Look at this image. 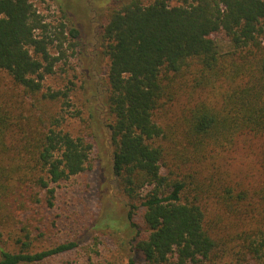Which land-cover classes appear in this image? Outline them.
Listing matches in <instances>:
<instances>
[{
	"label": "trees",
	"instance_id": "obj_1",
	"mask_svg": "<svg viewBox=\"0 0 264 264\" xmlns=\"http://www.w3.org/2000/svg\"><path fill=\"white\" fill-rule=\"evenodd\" d=\"M114 1L99 29L103 106L130 253L145 264H264V182L233 181L216 164L241 137L264 138V0ZM46 31L30 0H0V163L13 152L0 165V209L29 183L51 207L50 184L83 172L93 148L61 128L59 113L40 111L69 92L43 90L57 61ZM14 244L0 245V264H41L80 246L35 251L27 233ZM131 254L127 264H138Z\"/></svg>",
	"mask_w": 264,
	"mask_h": 264
},
{
	"label": "rangeland",
	"instance_id": "obj_2",
	"mask_svg": "<svg viewBox=\"0 0 264 264\" xmlns=\"http://www.w3.org/2000/svg\"><path fill=\"white\" fill-rule=\"evenodd\" d=\"M30 1L53 40L49 54L57 58L53 73L44 78L43 90L54 92L69 88L66 99L60 96L55 101H41L40 111L57 117L59 113L63 117L61 128L74 137L87 138L93 148L83 172L50 184L54 188L51 207L45 203V191L32 183L26 189L19 188L16 201L4 200L0 209V245L18 249L14 239L26 233L35 251L77 240L78 248L41 264H127L126 255L131 254L127 241L131 232L126 229V201L118 192L111 172L105 126L111 117L103 106L108 57L102 53L99 42L104 12L116 1ZM69 28L76 30L75 35H70ZM178 110L179 106L174 105L169 114ZM263 148L264 138L241 137L232 150L217 158L216 164L233 181L258 187L264 182ZM12 155L13 152L4 154L0 165L9 167ZM36 198L41 200L37 202ZM136 220L140 223V215ZM131 255L138 264H145L139 254Z\"/></svg>",
	"mask_w": 264,
	"mask_h": 264
}]
</instances>
